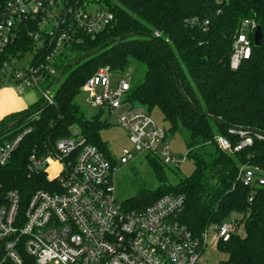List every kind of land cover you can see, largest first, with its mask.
Segmentation results:
<instances>
[{
	"label": "trees",
	"instance_id": "trees-1",
	"mask_svg": "<svg viewBox=\"0 0 264 264\" xmlns=\"http://www.w3.org/2000/svg\"><path fill=\"white\" fill-rule=\"evenodd\" d=\"M4 2L0 0V10ZM105 2L113 12L112 23L95 38H83L57 59L58 74L71 65L75 68L53 94V103L46 104L41 97L0 119V135L7 133V138L15 133L16 126H32L9 162L0 168V196L16 189L27 199L37 189H50L51 182L44 173L28 170L27 159L32 150L43 152L58 139L70 137L74 126L86 143L109 157L100 137L109 122L98 115L85 118L74 99L99 67L124 73L135 60L145 64V74L142 82L131 87L128 100L148 111L158 108L168 123V132L179 128L188 132L187 157L194 169L171 184L160 161L146 156L160 184L154 190L140 189L123 201L124 206L139 210L165 194H180L184 197L180 220L195 236L240 214V219L233 220L236 225L243 223L245 234L241 237L232 233L218 242V249L227 254L218 264H264V186L243 185L238 177L240 164L264 169V140H254L252 145L231 153L216 141L217 136H224L234 147L239 136L230 129L264 135V0ZM190 18L208 23L204 27L189 26L186 19ZM245 18L255 20L260 27L261 43L254 46L250 36L249 57L242 59L237 69H231L233 40ZM155 31L160 33L158 37ZM33 46L34 41L23 36L8 52H20L21 57ZM9 124L13 125L7 128ZM111 164L115 166L113 160Z\"/></svg>",
	"mask_w": 264,
	"mask_h": 264
},
{
	"label": "built area",
	"instance_id": "built-area-1",
	"mask_svg": "<svg viewBox=\"0 0 264 264\" xmlns=\"http://www.w3.org/2000/svg\"><path fill=\"white\" fill-rule=\"evenodd\" d=\"M113 19L105 0H5L0 10V81L33 85L45 103L52 104L53 94L49 87L40 88V83L58 76L57 59L83 38H95ZM186 23L204 27L208 22L190 18ZM256 28L253 19L240 22L232 44L231 69L249 57L250 36ZM159 35L154 32L155 37ZM23 36L34 41L26 66L19 65L24 55L8 52ZM129 81L127 72L102 66L80 91L87 93L91 107L107 111L129 130L137 152L177 166L187 155L174 156L167 146V131L155 124L145 106L128 100ZM15 129L7 142L1 143L0 168L9 162L32 126ZM229 132L239 136L234 147L226 137H216L218 146L228 153L264 140L260 132ZM133 156L124 148L119 162L126 164ZM27 160L28 170L44 173L51 186L37 189L27 199L16 189L0 196V264H200L210 230L217 247L237 226L227 219L206 228L200 236L193 235L180 220L184 205L180 194H165L139 210L126 209L116 197L112 158L86 143L79 132L58 139L43 152L32 150ZM238 171L243 185L264 186V169L240 164Z\"/></svg>",
	"mask_w": 264,
	"mask_h": 264
},
{
	"label": "rangeland",
	"instance_id": "rangeland-1",
	"mask_svg": "<svg viewBox=\"0 0 264 264\" xmlns=\"http://www.w3.org/2000/svg\"><path fill=\"white\" fill-rule=\"evenodd\" d=\"M96 7V6H93ZM143 38V36H139ZM32 53L25 54L19 62V65L26 66L27 62L31 59ZM75 68L71 65L57 81L50 80L49 83H40V88L46 90L49 87L51 94H55L59 85L63 82L66 76ZM130 76V86L133 88L142 82L145 74V64L132 60L128 70ZM0 90H5L1 94L4 100L10 101L16 98L17 103L21 107L27 106L41 99V93L37 87L33 85L16 84L9 80L0 81ZM0 97V99H2ZM87 93L80 91L75 97V103L80 107L84 117L89 119L94 115H98L103 121H108L109 125L100 131V137L108 150L109 157L115 161V170L113 173V180L116 187V197L119 201H124L126 198L135 195L140 189L146 188L154 190L159 186L160 182L155 178L151 167L148 164L144 153L137 152L129 140V130L120 125L116 119L111 116L107 111L102 113L99 108H93L87 103ZM150 115L155 124L166 131L168 130V123L163 119L161 111L154 107L150 110ZM79 130L76 126L72 128V135L78 133ZM9 133V132H8ZM7 134V133H6ZM6 134L0 135L1 143L7 142ZM165 145L160 146V149ZM167 146L170 152L176 157H183L187 155L189 143L188 132L179 128L176 132L167 131ZM127 148L133 156V159L126 164H121L119 158L122 155V150ZM163 170L167 176V182L176 184L180 179L189 176L194 169L193 161L187 157L186 160L181 161L177 166L174 164H164L160 162ZM240 214H233L229 220L240 219ZM213 230H210L207 245L199 256L200 264H218L227 258V254L218 247L213 246L211 235ZM237 235L243 237L245 234L243 223H239L235 232ZM218 244V243H217Z\"/></svg>",
	"mask_w": 264,
	"mask_h": 264
},
{
	"label": "crops",
	"instance_id": "crops-1",
	"mask_svg": "<svg viewBox=\"0 0 264 264\" xmlns=\"http://www.w3.org/2000/svg\"><path fill=\"white\" fill-rule=\"evenodd\" d=\"M3 91L5 90H0V97H2L1 94L3 93ZM19 103H17L16 98H12L10 101H6L2 97V99H0V119L10 113L21 111L31 105L29 104L27 106L21 107Z\"/></svg>",
	"mask_w": 264,
	"mask_h": 264
},
{
	"label": "water",
	"instance_id": "water-1",
	"mask_svg": "<svg viewBox=\"0 0 264 264\" xmlns=\"http://www.w3.org/2000/svg\"><path fill=\"white\" fill-rule=\"evenodd\" d=\"M261 43V30H260V27L258 26L255 31H254V34H253V45L254 46H259ZM61 75V73L58 74V76L56 77V80H58L59 76ZM13 124H9L7 126V128L11 127Z\"/></svg>",
	"mask_w": 264,
	"mask_h": 264
}]
</instances>
